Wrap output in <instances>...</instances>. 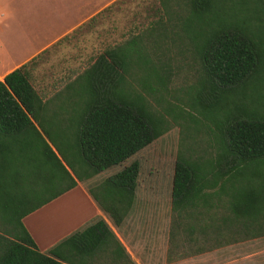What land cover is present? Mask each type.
<instances>
[{"label": "trees", "instance_id": "trees-1", "mask_svg": "<svg viewBox=\"0 0 264 264\" xmlns=\"http://www.w3.org/2000/svg\"><path fill=\"white\" fill-rule=\"evenodd\" d=\"M159 1L51 86L0 81V264H264V0ZM78 183L101 214L37 251L21 219Z\"/></svg>", "mask_w": 264, "mask_h": 264}, {"label": "crops", "instance_id": "crops-1", "mask_svg": "<svg viewBox=\"0 0 264 264\" xmlns=\"http://www.w3.org/2000/svg\"><path fill=\"white\" fill-rule=\"evenodd\" d=\"M162 13L159 0H0V81L33 60L32 71L36 76L52 53H61L65 48L79 52L92 43L107 44L116 36L121 37L120 42ZM118 42L100 47L87 57L79 54L82 59L79 65H66L57 75L56 65L46 66L53 70L50 77L55 80L70 70L82 68L90 57ZM52 82L41 86H51ZM99 213L78 183L25 216L23 223L38 248L45 249Z\"/></svg>", "mask_w": 264, "mask_h": 264}, {"label": "rangeland", "instance_id": "rangeland-1", "mask_svg": "<svg viewBox=\"0 0 264 264\" xmlns=\"http://www.w3.org/2000/svg\"><path fill=\"white\" fill-rule=\"evenodd\" d=\"M33 18H30V20H32ZM121 37H117L116 36V38H113V39H109V41L107 42V44L109 45V44H112L113 42H118V40L120 39ZM106 43V42H105ZM107 44H103V45H101V44H99V43H92V44H90V47H88V48H85V49H82V50H80L79 52H78V50H73V52H70L69 50H67L66 48H65V50L63 51V52H61V53H52L53 55H51L50 57V60L48 61V63L45 65V66H42L41 68H43V71H40V72H37L38 74L36 75V77L38 78L37 79V81H38V86L40 85H49L51 82H52V80H53V78L52 77H50V74H51V71H53L52 69H50V68H48L49 66H50V64H54V65H56L57 66V71H56V75H57V72H58V70H60V68H63V67H65L66 65H79L80 63L79 62H81L80 60H82V59H80V58H78V56H79V54H81L82 53V55H80V57H87L89 54H91V53H93V52H95L96 50H98V48H100V47H104V46H106ZM70 49V48H69ZM84 54V55H83ZM77 57V58H76ZM79 63V64H78ZM183 62L181 61V64H182ZM49 65V66H48ZM46 66H48V67H46ZM186 74V75H185ZM41 75H44L43 77H41ZM187 75H188V77H189V75H190V70H189V68H187V67H185V68H183V69H181L180 70V74H179V77L176 79V81H175V84H174V86H178V85H183L184 84V82L185 83H187L188 81L185 79L186 77H187ZM153 109H155V110H157V108L156 107H153ZM167 121H168V119H167ZM168 123H169V125L170 126H172L173 127V130H174V132H175V136L178 134V129H177V127L175 126V125H173L170 121H168ZM41 135H42V137L44 138V140H45V142H46V144L51 148V150L52 151H54V153L56 154V155H58L57 154V152H56V149L54 148V145H53V143L50 141V139L43 133V132H41ZM5 144H7V141L6 140H4L3 141V145L5 146ZM66 192V191H65ZM65 192H63V193H65ZM62 193V194H63ZM61 195V194H60ZM59 196V195H58ZM56 198V197H55ZM54 199V198H53ZM51 201V200H50ZM49 201V202H50ZM48 203V202H47ZM43 206V205H42ZM41 206V207H42ZM40 208V207H39ZM38 209V208H37ZM37 209H35V210H37ZM35 210H33V211H35ZM32 211V212H33ZM100 211V210H99ZM32 212H30V213H32ZM30 213H28V214H30ZM28 214H26L25 216H27ZM99 214H101V211H100V213ZM24 216V217H25ZM24 217L21 219V222H22V224L24 225V223H23V219H24ZM106 222L108 223V225L113 229V231L115 232V234H116V236L118 237V239L121 241V243L124 245V241L120 238V236H119V234L117 233V231H116V229L112 226V224L109 222V220H106ZM8 223H10V220H8L7 218H6V216L5 215H3L2 214V212L0 213V235H3L4 237H6V238H8L9 240L11 239V240H14V241H17V242H19V243H21L19 240H17V239H15V238H13V237H11V236H8V234L6 235V234H3V232L5 231V230H3V229H6V227H8ZM24 227H25V225H24ZM25 229H26V231L28 232V234L30 235V237H31V239H33V237H32V235L30 234V232H29V230H27V228L25 227ZM73 231V230H72ZM71 231V232H72ZM71 232H69V233H71ZM69 233H67V234H65V235H63L62 237H64V236H67ZM62 237H60V238H62ZM59 238V239H60ZM58 239V240H59ZM57 240V241H58ZM33 241H34V239H33ZM56 241V242H57ZM34 243H35V241H34ZM55 243V242H54ZM53 243V244H54ZM52 244V245H53ZM35 245H36V248H37V251H39V252H43V251H45L47 248H45V249H41V248H38V246H37V244L35 243ZM51 246V245H50Z\"/></svg>", "mask_w": 264, "mask_h": 264}]
</instances>
